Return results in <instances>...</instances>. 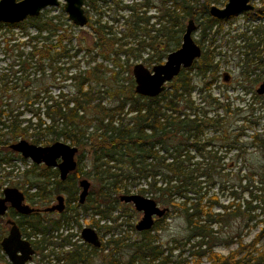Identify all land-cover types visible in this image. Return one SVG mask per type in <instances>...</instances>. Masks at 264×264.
I'll return each mask as SVG.
<instances>
[{
    "label": "trees",
    "instance_id": "1",
    "mask_svg": "<svg viewBox=\"0 0 264 264\" xmlns=\"http://www.w3.org/2000/svg\"><path fill=\"white\" fill-rule=\"evenodd\" d=\"M99 1L105 0L84 2L87 24L92 29L89 38L74 36L77 26L64 13L41 12L22 22L0 23L4 29L0 52L11 57L7 72H0V163L11 159L9 144L18 139L39 145L62 140L79 151L76 169L65 180L59 179L57 168L40 166L34 171L38 165L32 164L25 172L29 186L36 189L25 192L31 202L44 205L58 193L66 194L67 200L58 219L12 210V217L19 215L16 221L22 234L26 238L40 235V239L30 241L35 250L42 251L55 231L70 219L77 221L79 209L90 210L99 219L114 218L119 196L134 188L166 207L167 212L150 230L141 231L139 240L124 244L121 238H110L103 243L101 250L111 248L103 264H134L138 260L167 264L174 250L181 253L187 246L195 257L192 264H199L204 256L209 264H264V243L260 244L264 238L263 134L256 131L250 139H243L246 117L241 116L240 108L233 111L228 101L212 94L218 64L199 41L200 57L190 67L182 68L159 95L137 94L133 78H120L122 65L117 56L132 48L123 49L122 38L102 20ZM159 1L162 7L172 1L173 7L159 9L155 22L160 27L150 37L149 45L157 37H164L165 45L173 46L170 51L179 47L186 17L198 21L202 36L219 22L208 13L211 2L217 0H204L199 6L193 4L196 0ZM137 5L132 1L119 7L130 11L124 17L128 35H137L140 29L142 17ZM90 10L98 13L97 18H91ZM240 37L253 57L261 60L263 49L257 46L264 43L263 33L254 28L252 36L242 33ZM143 42L145 38L140 36L138 43ZM166 55L157 53L155 59L150 56L146 61L162 63ZM97 57L112 61V67L97 61ZM86 156L89 169H84ZM82 176L92 179L94 186L86 201L79 204L77 180ZM226 188H230L231 200L222 204L218 192ZM174 214L184 221L185 233L171 238L163 247L151 231L162 228L165 219ZM233 219L235 227L229 229ZM98 221L92 217L88 224L100 230ZM258 225V232L244 242L242 230ZM223 227L229 229L227 236H221ZM103 230L108 232L110 228L104 226ZM2 236L0 229V241ZM232 244L236 247L227 254L213 249ZM81 247L76 245L72 252L56 259H64L65 264H92L90 254H95L96 248L87 251ZM123 247L132 249L124 260L118 254ZM165 251L168 254L164 255ZM0 262L11 264L1 246Z\"/></svg>",
    "mask_w": 264,
    "mask_h": 264
},
{
    "label": "rangeland",
    "instance_id": "2",
    "mask_svg": "<svg viewBox=\"0 0 264 264\" xmlns=\"http://www.w3.org/2000/svg\"><path fill=\"white\" fill-rule=\"evenodd\" d=\"M132 1L137 2V7L139 8V15L142 17L139 21L140 29L137 31V35H128V25L124 21V17H127L130 13L127 9H119L120 6L124 4H131ZM204 0L193 1L195 6H199ZM227 0H217L212 1L211 5H216L217 7H223ZM117 2H119L117 4ZM144 0H105L104 2L99 1L98 7L102 11L101 18L103 21H106L108 25L112 26V32L117 37L122 38V48H132L129 52H119L118 61L122 65L120 78L122 80H127L133 78L132 76V67L135 63L141 62L146 67L151 69L154 64H149L146 60L151 56L152 59H155L157 53L170 52L169 49H172V45H169L168 48L165 45L164 37H157L152 44L149 45L150 37L156 34V28L160 27V24L155 22V16L158 13L159 9L166 10L173 7L172 1H168L164 7L159 0H150L148 5L143 4ZM254 5V10L243 11L239 14L233 15L226 19L218 20L219 22L214 24L211 28L206 30V34L202 36L200 28L196 27V30L193 32L192 36L194 40L199 41L204 47L203 49L208 50L214 56V62L218 64V79L213 86L212 94L217 96L220 101H228L231 105L232 110L236 107L240 108L241 116H245L244 126V137L243 139H250L249 136L253 132H261L264 136V95H258L255 90L264 79V43L257 46L259 49H263L260 55L262 56L261 60L259 57L254 58L252 50L250 47L245 45V40L243 37H240L242 33H245V36H252L253 29L257 28L260 34L264 35V0H251ZM64 1L60 0L59 4L56 6H51L43 9L42 12L47 14H61L66 13L63 10ZM208 14V13H207ZM92 19L97 18L98 13L95 10H90ZM123 17L115 20L114 17ZM67 16V15H66ZM189 17H186L183 20L184 27L187 24ZM193 19V18H192ZM195 21L196 26L198 21ZM32 31V28L30 29ZM73 35L77 38L80 36L90 37L92 33L91 26L86 24L83 27H74ZM18 31V29H14ZM262 32V33H261ZM4 29L0 28V40L3 36ZM145 38V42L138 43L139 37ZM182 36V34H181ZM257 37L254 36L253 41H256ZM181 43V38H180ZM172 44V43H171ZM167 48V50H165ZM115 58V56H111ZM166 56L162 57L164 61ZM11 60L10 55L0 52V72H7V67ZM97 61H103L107 66L112 67V61L102 60V58L97 57ZM249 60H253L252 63H248ZM194 72V69L191 71ZM226 76V80L224 77ZM53 93H57L56 89H52ZM194 96L197 97L198 93L194 92ZM221 112V111H219ZM26 117L29 116V113H25ZM239 123H241L239 121ZM62 141V140H60ZM5 151L2 152L4 154ZM10 160L0 163V197L2 196V190L5 187H16L24 194L26 191L29 193L34 192L36 189L29 186L28 176L25 175V172L31 168L33 163L29 158L22 157L19 153L9 149ZM79 151L76 153V160L78 158ZM89 157L86 156L84 163L86 167L84 169H89L88 166ZM253 160H257V157H254ZM38 168H34V171H38L40 166L43 164H36ZM86 178L90 181V188L94 186V182L87 176H82L77 180V182ZM79 187V186H78ZM90 190V189H89ZM81 191V188H80ZM135 192L134 188L132 189ZM64 194V193H61ZM219 202L226 204L231 200L230 188L223 189L218 192ZM55 195L52 196L49 202L42 205L40 201H29L26 199V203L30 204L33 207L43 208L44 206L56 203ZM65 202L67 200L66 194ZM244 196V195H243ZM162 207V205H160ZM127 212L125 215L121 214V210L126 209ZM218 210V208H217ZM42 217L47 218H57L59 214L56 212L45 214V212L40 213ZM114 218L99 219L98 215L91 214L89 211H84L82 209L78 210L77 221L70 219L67 224L60 227L57 231L53 233V238H50V244L43 251L35 250L30 264H65L64 259L57 260L56 256H63L68 252H72L75 249L76 245H82L81 249L89 250L88 245H84V241L80 235L81 228L83 226L89 225V220L93 217L94 220H99L98 223L102 226V229L98 230L94 228L99 234L103 242L106 243L110 238H121L123 239L124 244L132 243L136 240H139L142 235L140 231L135 228V224L141 219L142 213L135 210L130 203H123L119 201V208H117L112 213ZM175 214L165 219L162 228L151 231L152 235L158 236L159 243L163 244V247L169 242L173 237H179L185 233V223L179 217H174ZM5 218V217H4ZM1 219V226L6 229L5 234L7 233V228L4 224L5 219ZM232 220L231 226L229 229L234 228L235 225ZM90 226V225H89ZM104 226H108L110 231H104ZM260 225L253 226L251 228H245L242 231L244 242L250 241L253 236L260 229ZM228 227L222 228L221 236H227L229 233ZM72 234V235H70ZM68 236L70 242H65L64 246H60L63 240L62 238ZM35 239H40V235L34 236ZM30 237V239H34ZM64 243V242H63ZM264 243V238L260 242ZM170 245V243H168ZM236 246L232 244L230 247H224L222 245L215 246L213 249L216 252L221 254H227L229 250L234 249ZM90 251V250H89ZM111 252V248L107 247L103 250H96L95 254H90L92 264H103V258L106 257L108 253ZM132 252L128 247H123L121 252L118 253L121 259H126L128 255ZM168 254L167 251L164 252V255ZM171 261L167 264H192L195 260V257L191 255L190 250L187 247H184L183 251L180 253L179 250H174L171 255ZM0 264H2L0 262ZM134 264H146L143 261H135ZM153 264H155L153 262ZM199 264H209V260L206 256L200 259Z\"/></svg>",
    "mask_w": 264,
    "mask_h": 264
},
{
    "label": "water",
    "instance_id": "3",
    "mask_svg": "<svg viewBox=\"0 0 264 264\" xmlns=\"http://www.w3.org/2000/svg\"><path fill=\"white\" fill-rule=\"evenodd\" d=\"M60 0H0V23H18L28 17H35L40 12L51 6L59 4ZM64 12L67 18L75 26L83 27L87 24L88 17L85 13V0H63ZM251 0H227L223 7L211 5L209 15L217 20L226 19L243 11L254 10ZM194 19L189 18L184 27L179 47L170 51L162 63L155 64L149 69L141 62L132 67L134 90L137 94L146 97H155L165 88L182 68H188L193 61L200 57L202 48L194 40L192 34L196 30ZM226 80V76L224 77ZM256 93L264 94V80L256 88ZM9 149L19 153L24 158H29L35 164H43L46 167L58 169L59 179L64 180L76 169L77 161L75 154L78 149L64 141H54L47 145L34 144L26 139H18L9 144ZM81 191L78 193V202L83 203L90 188V181L82 178L78 181ZM56 203L44 207L42 211L61 212L64 207V196L57 194ZM119 200L131 203L133 208L142 212L141 219L135 224L139 231L148 230L152 227L155 217L161 218L167 212L166 207L160 205L151 197L136 192L121 194ZM7 204L18 213L27 215L40 209L24 203V194L16 187H5L0 198V215L7 209ZM8 234L0 241L2 252L11 264H30L34 248L31 243L22 236L19 227L14 221H10ZM82 239L99 247L101 242L94 228L83 226L81 229Z\"/></svg>",
    "mask_w": 264,
    "mask_h": 264
},
{
    "label": "flooded vegetation",
    "instance_id": "4",
    "mask_svg": "<svg viewBox=\"0 0 264 264\" xmlns=\"http://www.w3.org/2000/svg\"><path fill=\"white\" fill-rule=\"evenodd\" d=\"M264 80V79H263ZM255 92H256V90H255ZM259 95V94H258ZM264 95V94H263ZM75 156H76V154H75ZM76 159V158H75ZM58 177H59V174H58ZM65 180V179H64ZM77 186H79L78 185V182H77ZM90 189V188H89ZM90 191V190H89ZM89 191H88V194H89ZM80 192V187H78V192H77V196H78V193ZM23 193V192H22ZM24 194V193H23ZM58 194H61V193H58ZM2 195H3V190H2ZM57 195V194H56ZM55 195V196H56ZM63 196H64V194H62ZM88 196V195H87ZM87 196H86V198H85V200H84V202L86 201V199H87ZM2 197V196H1ZM0 197V198H1ZM55 198V197H54ZM26 199L27 200H29L28 198H27V196H26V194H24V203H26ZM78 200V199H77ZM30 201V200H29ZM120 201V200H119ZM83 202V203H84ZM122 202V201H121ZM64 203H65V207H64V209L61 211V212H57V211H47V212H45V211H42L41 209L42 208H38V207H35V208H38V209H40V210H38V211H33V212H37V213H41V212H45V214H49V213H53V212H56L57 214H59V216L61 215V213L65 210V208H66V202H65V196H64ZM79 203V202H78ZM83 203H79V204H83ZM123 203H126V202H123ZM26 204H28V203H26ZM52 204H54V203H52ZM52 204H50V205H52ZM131 204V203H130ZM30 205V204H29ZM50 205H47V206H50ZM31 206V205H30ZM47 206H44V207H47ZM133 206V205H132ZM31 207H33V206H31ZM43 207V208H44ZM12 210H14V211H16L14 208H12L9 204H7V209H6V211H5V213L3 214V215H0V229L3 231V236H2V238L4 237V236H6L7 234H8V231H9V228H10V221H14L15 223H16V225L19 227V229H20V231H21V227L18 225V223H17V219H18V217H19V215H15V217H12L11 216V211ZM17 212V211H16ZM140 212V211H139ZM18 213V212H17ZM32 213V212H31ZM142 213V212H141ZM20 214V213H19ZM30 214V213H29ZM28 215V214H27ZM5 217V218H4ZM142 217V216H141ZM2 218H4L5 219V221H4V224H5V226H6V228H7V233L5 234V232H6V229H4L2 226H1V219ZM156 220V219H155ZM87 226H89V225H87ZM91 227V226H90ZM92 228H94V227H92ZM82 229V228H81ZM150 230V229H149ZM96 231V230H95ZM139 231V230H138ZM143 231V230H142ZM153 231V230H152ZM97 232V231H96ZM141 232V231H140ZM81 233V232H80ZM21 234H22V232H21ZM97 234H98V236H99V239H100V242H101V244H100V246L99 247H94L93 245H91V244H89V243H87V242H85L84 240V245H88L90 248H89V250L90 249H92V247H94V248H96V250L98 249V250H101V248H102V244L104 243L103 242V239L101 238V234H99L98 232H97ZM70 235H72V234H70ZM81 235V234H80ZM22 236L23 237H25L26 238V236L25 235H23L22 234ZM65 237H67L68 238V236H65ZM65 237H63L62 238V243L60 244V246H64V244H65V242H68L66 239H65ZM1 238V239H2ZM30 243H31V241L30 240H33V239H30V238H26ZM69 239V238H68ZM64 242V243H63ZM70 242V241H69ZM46 243H47V241H46ZM31 245H32V243H31ZM49 245V244H48ZM33 247V246H32ZM34 248V247H33ZM47 248V245L44 247V249H46ZM43 249V250H44ZM35 250V249H34ZM42 250V251H43ZM35 252V251H34ZM69 253V252H68ZM64 256V255H63ZM62 257V256H61Z\"/></svg>",
    "mask_w": 264,
    "mask_h": 264
}]
</instances>
